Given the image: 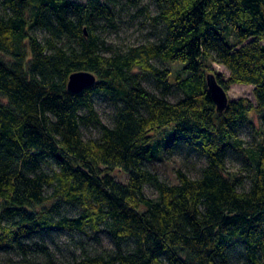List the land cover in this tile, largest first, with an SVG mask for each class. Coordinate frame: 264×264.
<instances>
[{"label": "trees", "instance_id": "16d2710c", "mask_svg": "<svg viewBox=\"0 0 264 264\" xmlns=\"http://www.w3.org/2000/svg\"><path fill=\"white\" fill-rule=\"evenodd\" d=\"M141 1L0 0V253L54 264L48 235L92 231L111 244L78 264H231L236 249L264 264V0H155L162 35L106 53L104 34ZM156 61L181 69L172 76ZM78 71L97 82L75 93ZM208 74L227 91L253 85L255 99L219 111ZM175 88L183 96L171 101ZM100 96L115 106L112 125ZM253 115L261 139L240 145L254 170L240 190L227 159ZM92 124L100 136L87 138ZM178 146L204 157L199 177L179 169L168 182L149 168Z\"/></svg>", "mask_w": 264, "mask_h": 264}, {"label": "rangeland", "instance_id": "374dc122", "mask_svg": "<svg viewBox=\"0 0 264 264\" xmlns=\"http://www.w3.org/2000/svg\"><path fill=\"white\" fill-rule=\"evenodd\" d=\"M85 3L86 0H78ZM157 5L155 0H142L138 8L126 9L122 12V19L120 22V28L118 31L108 32L104 34L106 37V53L122 49H128L130 45H140L141 43H148L152 40H156L161 36V27H155L150 15H156ZM40 35L44 34L40 32ZM160 67H168L172 69V76H175L181 66L178 63L159 62L156 61ZM213 68L218 73L225 75V78L229 77V70L220 63H213ZM214 73V72H213ZM145 86L151 91H156L160 94V91L155 87L154 82L146 80ZM253 85L246 84H231L229 86L228 96L232 100H237L240 97H248L255 99L253 95ZM182 93L178 90L166 95L167 99L176 101L182 97ZM97 111L100 114L104 123L112 125L115 115V106L112 101L107 100L105 97L100 96L96 98ZM254 123L252 125L243 126L239 133V141L230 149L227 168L232 174L238 178V187L240 190L248 189L252 185V178L254 177V170L251 168L250 162L242 147H255L260 141V130L258 116L253 115ZM87 138H95L100 136V127L92 124L89 128L84 130ZM164 141V140H163ZM167 138L164 144L166 147L169 144ZM240 145H243L242 147ZM159 156L152 162H148L149 168L153 172L159 174L163 180L168 182H177V171L182 169L193 177H199L201 175V169L206 164L204 157L201 155L187 150L182 147H176L167 151L159 152ZM118 177L126 181V173L118 174ZM147 196H151L155 199L158 198V194L153 186L147 185L145 189ZM64 213H73L72 211H66L62 208ZM76 214V212L74 213ZM73 215V214H72ZM92 231L74 233H53L48 235L47 244H49L54 264H78L82 261L84 251H97L107 249L111 241L108 236L101 234L99 241L92 239ZM231 264H246L245 257H242L241 251L233 250L230 254ZM0 264H48L47 258L41 254L23 255L17 252H1Z\"/></svg>", "mask_w": 264, "mask_h": 264}, {"label": "water", "instance_id": "95a60500", "mask_svg": "<svg viewBox=\"0 0 264 264\" xmlns=\"http://www.w3.org/2000/svg\"><path fill=\"white\" fill-rule=\"evenodd\" d=\"M208 86L211 96L218 107L219 111H224L230 102L228 92L223 85L217 80L214 74H208ZM68 88L71 92L79 93L97 82L96 75L90 71H78L70 75Z\"/></svg>", "mask_w": 264, "mask_h": 264}]
</instances>
